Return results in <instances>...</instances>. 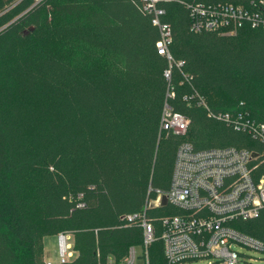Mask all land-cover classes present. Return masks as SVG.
I'll use <instances>...</instances> for the list:
<instances>
[{"label": "trees", "instance_id": "16d2710c", "mask_svg": "<svg viewBox=\"0 0 264 264\" xmlns=\"http://www.w3.org/2000/svg\"><path fill=\"white\" fill-rule=\"evenodd\" d=\"M227 4L264 19V0H158L168 60L140 0H0V264H46L43 239L60 234L72 252L60 264H123L142 244L126 217L143 211L148 264H165L159 220L177 210L144 207L181 142L254 150L264 175V147L208 115L264 123V27L192 29L190 6ZM165 103L183 135L160 131ZM232 226L264 243V209Z\"/></svg>", "mask_w": 264, "mask_h": 264}, {"label": "built area", "instance_id": "2783aa9c", "mask_svg": "<svg viewBox=\"0 0 264 264\" xmlns=\"http://www.w3.org/2000/svg\"><path fill=\"white\" fill-rule=\"evenodd\" d=\"M142 10L151 16V24L158 30L155 43L158 55L170 60L168 45L170 26L161 21L164 10L158 0H140ZM192 29L219 30L229 28L233 33L242 19L253 26L264 27V19L257 14L248 16L233 4L217 7L190 6ZM181 65L177 63V66ZM169 78V71L164 72ZM173 96V94H170ZM185 99V98H184ZM232 128L248 134L264 147V123H257L247 115L236 113L208 114ZM188 120L174 112L166 103L160 114V131L175 135L186 132ZM260 155L250 149L222 147L195 150L188 142L176 149L169 186L154 190V198L147 199L144 208L170 206L177 210L159 220L158 240L162 244L165 264L208 261V264H239L250 260L244 250L264 255V243L241 233L232 226L236 221H249L264 209V175L257 174ZM145 210V209H144ZM145 212L126 217L138 221L142 228L144 264H148L147 248L154 240V227ZM60 263L72 257L67 235L60 234ZM134 247L128 249L123 264H134ZM50 264V263H46Z\"/></svg>", "mask_w": 264, "mask_h": 264}, {"label": "rangeland", "instance_id": "374dc122", "mask_svg": "<svg viewBox=\"0 0 264 264\" xmlns=\"http://www.w3.org/2000/svg\"><path fill=\"white\" fill-rule=\"evenodd\" d=\"M70 237L67 238V242L69 243ZM135 254L136 260L134 264H144L143 259V249L141 246H135ZM248 256H250V260H246V263L239 264H264V255L252 250H242ZM43 259L45 261H50L52 264H59L60 260V246H59V238L56 235L46 236L43 239ZM181 264H208V261H191L184 262Z\"/></svg>", "mask_w": 264, "mask_h": 264}, {"label": "crops", "instance_id": "0c3cea01", "mask_svg": "<svg viewBox=\"0 0 264 264\" xmlns=\"http://www.w3.org/2000/svg\"><path fill=\"white\" fill-rule=\"evenodd\" d=\"M68 237H69V236H68ZM69 245H71V244H70V241H69ZM44 261H45V260H44ZM45 262H46V263H50V264H52V263H51L50 261H48V260L45 261Z\"/></svg>", "mask_w": 264, "mask_h": 264}]
</instances>
